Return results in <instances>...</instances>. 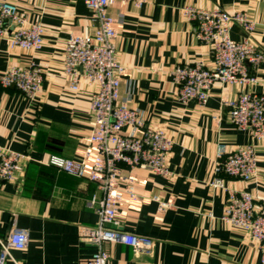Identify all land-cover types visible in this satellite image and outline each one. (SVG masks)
Instances as JSON below:
<instances>
[{
	"label": "crops",
	"instance_id": "crops-1",
	"mask_svg": "<svg viewBox=\"0 0 264 264\" xmlns=\"http://www.w3.org/2000/svg\"><path fill=\"white\" fill-rule=\"evenodd\" d=\"M3 1L16 4L29 21H42L44 43L40 49H26L0 37V72L34 63L44 82L34 97L13 86L0 87V147L28 156L15 181L0 180V236L14 227L29 231L26 249L13 251L20 264H81L95 246L80 238V226L98 223L89 202L103 192L97 183L45 161L51 154L80 158L93 130L90 103L97 86H70L63 51L71 34L93 31L97 24L84 0ZM186 6L246 12L256 23L252 37L264 49V0L114 2L111 13L123 17L117 39V59L126 68L121 95L141 111L148 127L164 130L174 145L167 160L172 175L135 168L137 197L121 189L120 226L154 238L152 253L137 254L126 244L107 242V264H261L248 232L222 218L226 193L212 181L218 144L236 149L252 143L258 158L255 176L244 182L224 175L223 183L248 189L258 203L264 197V139L236 128L225 103L248 91L264 93V61L249 68L254 82H216L206 103L182 102L174 68L195 62L215 66L211 44L197 38L194 21L182 11ZM231 36L241 40L245 33L232 25ZM153 196L171 206L159 211Z\"/></svg>",
	"mask_w": 264,
	"mask_h": 264
},
{
	"label": "built area",
	"instance_id": "built-area-1",
	"mask_svg": "<svg viewBox=\"0 0 264 264\" xmlns=\"http://www.w3.org/2000/svg\"><path fill=\"white\" fill-rule=\"evenodd\" d=\"M84 2L93 12L97 25L93 31L71 34L66 39L63 60L64 72L73 89H78L82 82L97 86L90 103L93 130L80 158L51 154L45 163L87 178L102 190V196L94 194L89 202L99 216L98 223L80 226V238L95 246L91 257L81 264H107L110 257L107 242L126 244L137 254L152 253L154 238L120 226L117 214L123 199L121 189L132 198L137 197L132 174L135 168H145L165 177L172 175L167 160L174 140L164 130L148 127L141 111L121 95L126 68L117 59V39L123 17L110 11L116 0ZM182 11L194 21L197 38L211 44L215 64L214 68H209L203 62H195L174 68V81L182 102L206 103L216 82L244 84L255 81L249 68L264 61V49L252 37L256 23L246 12L229 11L221 6L212 9L186 6ZM232 25L243 30V39L231 36ZM43 33L41 20L31 22L16 4L0 0V37H7L12 47L40 49L44 43ZM43 82V72L34 63L0 72L1 88L13 86L29 97L36 96ZM225 103L236 128L248 131L257 140L264 139V93L248 91ZM27 159L25 153L0 147V180L15 181ZM257 161L255 144L236 149L218 144L212 185L223 188L226 193L222 218L248 232L264 264V197L258 203L248 189L234 190L223 183L224 175L250 181L257 173ZM125 171L128 174H124ZM152 198L159 201V211L171 206V201L160 200L158 196ZM28 241L29 231L20 227H14L5 237L0 236V264H6L7 260L20 264L13 251L26 249Z\"/></svg>",
	"mask_w": 264,
	"mask_h": 264
}]
</instances>
